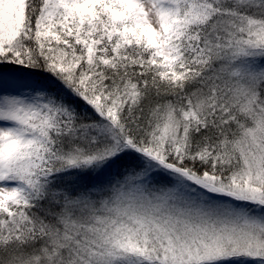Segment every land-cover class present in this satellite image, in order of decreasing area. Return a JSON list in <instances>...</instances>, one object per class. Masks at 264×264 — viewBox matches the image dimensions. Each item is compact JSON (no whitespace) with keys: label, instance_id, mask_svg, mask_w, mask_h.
Here are the masks:
<instances>
[{"label":"snow or ice","instance_id":"obj_1","mask_svg":"<svg viewBox=\"0 0 264 264\" xmlns=\"http://www.w3.org/2000/svg\"><path fill=\"white\" fill-rule=\"evenodd\" d=\"M0 264H264V0H0Z\"/></svg>","mask_w":264,"mask_h":264}]
</instances>
